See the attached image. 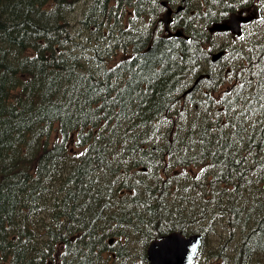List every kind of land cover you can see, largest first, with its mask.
I'll return each mask as SVG.
<instances>
[{
    "label": "trees",
    "instance_id": "obj_1",
    "mask_svg": "<svg viewBox=\"0 0 264 264\" xmlns=\"http://www.w3.org/2000/svg\"><path fill=\"white\" fill-rule=\"evenodd\" d=\"M158 1L0 0V190L14 185L0 194V264L106 259L97 233L119 197V246L189 225L214 264H264V0L245 3L261 13L245 61L206 30L234 0H183L188 37L152 33ZM226 64L228 112L199 115L186 89Z\"/></svg>",
    "mask_w": 264,
    "mask_h": 264
},
{
    "label": "water",
    "instance_id": "obj_2",
    "mask_svg": "<svg viewBox=\"0 0 264 264\" xmlns=\"http://www.w3.org/2000/svg\"><path fill=\"white\" fill-rule=\"evenodd\" d=\"M163 4L166 2L163 0ZM170 10V9H169ZM169 10L166 9L164 12V16L162 20L164 21L165 27H167V22L165 18L168 17ZM235 19H239L241 21H247L249 17L247 15H238V14H231L229 17L223 18L220 21H215L209 27L210 29H227L230 28L231 30L235 31L236 33L239 32L238 26L235 24ZM167 29V28H166ZM174 35H178L182 33L181 29H177L176 31L171 32ZM222 51H218L212 54V58L218 57ZM200 235L193 234L182 241L181 244H169V242L174 241H181L182 238L175 233L170 234L169 236L165 237L163 240H158L151 244L148 248V258L150 260L149 264H187L186 263V254L188 252V246L193 242L196 246L199 243ZM179 247V250L173 249L171 247Z\"/></svg>",
    "mask_w": 264,
    "mask_h": 264
},
{
    "label": "flooded vegetation",
    "instance_id": "obj_3",
    "mask_svg": "<svg viewBox=\"0 0 264 264\" xmlns=\"http://www.w3.org/2000/svg\"><path fill=\"white\" fill-rule=\"evenodd\" d=\"M175 12L176 11H172V21L170 23L171 26H174L173 27V30L176 29L177 27H182V23H180V22L176 23L175 25L173 24L174 17H175V15H174ZM242 26H243V23H242ZM155 29H157L158 31H161V27H158V28H155ZM155 29H152V30H155ZM162 30H163L162 32H164V29L163 28H162ZM206 30H207V32L209 34H211L218 41L221 40V38L218 37L216 34H219V35H223L224 34V36H227L224 32H221V31L216 30V29L206 28ZM225 41H227V39ZM218 43H222V42H218ZM207 96H208V91L204 87H200L197 90V99L198 100L203 99L205 101V99L207 98ZM196 108H199V106L197 104H196ZM199 115H201V113H199ZM106 203H110V202H106ZM113 258H114V253H113ZM141 259L142 258H140L138 256H133V255H130V256L129 255H127V256H120L119 257V263H123V262H128L129 263L130 261L136 262V261H139ZM193 264H199V262L198 263L196 262V258H195Z\"/></svg>",
    "mask_w": 264,
    "mask_h": 264
},
{
    "label": "rangeland",
    "instance_id": "obj_4",
    "mask_svg": "<svg viewBox=\"0 0 264 264\" xmlns=\"http://www.w3.org/2000/svg\"><path fill=\"white\" fill-rule=\"evenodd\" d=\"M176 4H178V0L175 2ZM163 11H164V7H162V9H161V12H160V16L162 15V13H163ZM259 19H261V16L259 17ZM172 29V28H171ZM163 30H162V27H161V31L159 32V33H161ZM163 33V32H162ZM218 37H221V38H223L224 37V34L223 35H219V34H216ZM221 111L222 112H228V109L225 107V108H221ZM10 176H8V180H10ZM13 188H14V185H12V184H7V185H4L3 187H2V189L0 190V194H4V195H13L14 194V191H13ZM203 255L204 256H206L207 257V254H205V251L202 253V257H203ZM91 264H93L92 262H90ZM90 263H88V264H90ZM128 264H135L133 261H130ZM212 264H214V262H212Z\"/></svg>",
    "mask_w": 264,
    "mask_h": 264
},
{
    "label": "bare ground",
    "instance_id": "obj_5",
    "mask_svg": "<svg viewBox=\"0 0 264 264\" xmlns=\"http://www.w3.org/2000/svg\"><path fill=\"white\" fill-rule=\"evenodd\" d=\"M149 1V0H148ZM142 7V6H141ZM115 8V7H114ZM145 8V7H144ZM151 11V10H150ZM153 12V11H152ZM111 16H112V14H110ZM129 16V15H128ZM235 24H236V26H242V22H241V20H239V19H235ZM177 29H181V31H182V33L185 31L184 29H183V27H177L176 29H174L173 31H176ZM155 30H157V29H155ZM155 30H152V33H154V31ZM182 33H180V34H182ZM180 34H178V35H180ZM227 37V36H226ZM221 38V37H220ZM222 39V38H221ZM218 41V40H217ZM222 65H224L223 63H222ZM221 67V66H220ZM210 69V68H209ZM190 92V91H189ZM90 197V196H89ZM109 198V197H108ZM84 206V205H83ZM86 207V206H85ZM91 207V206H90ZM37 218V217H36ZM121 229H123V228H121ZM122 231V230H121ZM102 232V231H101ZM125 232H127V231H125ZM72 234V233H71ZM122 235V234H121ZM263 238V237H262ZM134 240V239H133ZM36 243H37V241H36ZM95 243H97V242H95ZM121 243V242H120ZM123 244V243H122ZM252 244V243H251ZM83 245V244H82ZM46 246V245H45ZM247 246V245H246ZM79 247V246H78ZM102 247V246H101ZM45 248V247H44ZM89 250V249H88ZM116 250V249H115ZM76 251V250H75ZM83 252V251H82ZM79 253V252H78ZM81 253V252H80ZM84 253V252H83ZM99 254V253H98ZM50 255V254H49ZM67 256V255H66ZM130 256V255H129ZM249 256H250V254H249ZM89 259V258H88ZM91 259V258H90ZM243 260V259H242ZM35 261V260H34ZM73 261V260H72ZM75 261V260H74ZM78 261V260H77ZM62 262V261H61ZM66 262V261H65ZM71 262V261H70ZM76 263V262H75ZM80 263V262H79ZM66 264V263H65ZM88 264V263H87ZM91 264V263H90ZM136 264V263H135ZM233 264V263H232Z\"/></svg>",
    "mask_w": 264,
    "mask_h": 264
}]
</instances>
